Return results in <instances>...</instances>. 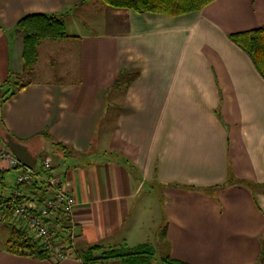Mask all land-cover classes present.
Instances as JSON below:
<instances>
[{
	"label": "crops",
	"instance_id": "0c3cea01",
	"mask_svg": "<svg viewBox=\"0 0 264 264\" xmlns=\"http://www.w3.org/2000/svg\"><path fill=\"white\" fill-rule=\"evenodd\" d=\"M31 13L63 17L68 36L42 40L29 83L5 99L23 71L15 25ZM263 26L264 0H213L176 17L0 0V154L5 133L35 159L49 152L76 200L70 256L8 252L0 219V264H123L102 256L140 244L153 247L150 264H264V79L229 38ZM67 39L73 49L56 55ZM123 70L134 77L116 89ZM19 169L0 156V192Z\"/></svg>",
	"mask_w": 264,
	"mask_h": 264
},
{
	"label": "trees",
	"instance_id": "16d2710c",
	"mask_svg": "<svg viewBox=\"0 0 264 264\" xmlns=\"http://www.w3.org/2000/svg\"><path fill=\"white\" fill-rule=\"evenodd\" d=\"M91 0H81L82 3ZM102 4L121 9H130L137 13H159L170 17H176L189 12L199 11L213 0H97ZM15 34L22 39V61L23 71L20 76H15L11 82L12 89L7 90L5 99L14 95L15 91L29 83L37 61L38 44L45 39L58 40L66 38L64 18L54 14L31 13L21 17L15 25ZM229 38L241 48L250 58L255 69L264 79V26L229 35ZM134 74L121 71L113 82L114 88L122 89L123 84L129 83ZM4 99V100H5ZM2 100V101H4ZM44 135V134H43ZM58 149L66 153V147L59 143H53ZM4 172L0 170V186L3 183ZM0 219L10 227V235L6 241L8 252L35 257L37 259H48L49 253L43 248L38 239L28 234L26 226L21 221H14L8 211L0 210ZM154 249L149 244H140L129 248L120 246L107 250L102 256L105 259H118L123 264H150L154 258ZM97 258L85 256L83 261H94ZM159 264H187L170 259L167 256L161 258Z\"/></svg>",
	"mask_w": 264,
	"mask_h": 264
},
{
	"label": "built area",
	"instance_id": "2783aa9c",
	"mask_svg": "<svg viewBox=\"0 0 264 264\" xmlns=\"http://www.w3.org/2000/svg\"><path fill=\"white\" fill-rule=\"evenodd\" d=\"M0 156L19 169L5 192H0V210L23 222L28 234L38 239L48 259L62 260L72 254L76 238V200L48 158L38 156L32 168L22 166L7 149Z\"/></svg>",
	"mask_w": 264,
	"mask_h": 264
},
{
	"label": "water",
	"instance_id": "95a60500",
	"mask_svg": "<svg viewBox=\"0 0 264 264\" xmlns=\"http://www.w3.org/2000/svg\"><path fill=\"white\" fill-rule=\"evenodd\" d=\"M4 142L8 150L14 155L18 162L27 168H32L35 164V156L21 142L15 140L8 133L4 134Z\"/></svg>",
	"mask_w": 264,
	"mask_h": 264
},
{
	"label": "rangeland",
	"instance_id": "374dc122",
	"mask_svg": "<svg viewBox=\"0 0 264 264\" xmlns=\"http://www.w3.org/2000/svg\"><path fill=\"white\" fill-rule=\"evenodd\" d=\"M88 13H90V12H88ZM67 40H69V39H67ZM54 44H55L54 52H56V55H57V52L65 54L66 51H69L68 49L70 48V46H71L70 50L73 49V46H72L73 43L70 40L69 41H66V40L65 41H60L59 43H57V41H56V43H54ZM47 56H48V51L46 49L41 51V58H40L38 66H39V68L41 70L40 72H42V73H45V72H43V70H46V69L48 70V68H49V67H47L48 63L46 62ZM52 56H54V55H52ZM43 157L48 158L50 160V158H49L50 157V153L49 152H44ZM38 158L39 157L37 156L36 161H38ZM13 179H14V174L12 172L10 174H6L5 181H11V183H12ZM0 189H2V186H0ZM5 228H7V227L5 226L4 223L0 224V235H1L2 232H4L3 230Z\"/></svg>",
	"mask_w": 264,
	"mask_h": 264
}]
</instances>
